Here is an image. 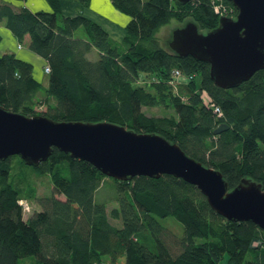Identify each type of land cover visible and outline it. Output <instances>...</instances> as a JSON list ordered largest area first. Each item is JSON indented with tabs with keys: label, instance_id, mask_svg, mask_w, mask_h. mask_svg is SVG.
<instances>
[{
	"label": "trees",
	"instance_id": "1",
	"mask_svg": "<svg viewBox=\"0 0 264 264\" xmlns=\"http://www.w3.org/2000/svg\"><path fill=\"white\" fill-rule=\"evenodd\" d=\"M11 1L17 4L0 1V24L17 40V49L0 52V105L28 116L110 121L155 132L219 170L229 188L249 178L264 189V69L236 88L223 89L210 78L207 62L154 46L155 33L173 18L191 17L200 31L215 28L219 16L210 0H110L129 17L122 49L86 16L65 15L61 0H45L48 10L36 11L15 9ZM79 2L87 7L90 0ZM80 27L84 35L75 37ZM93 49L96 60L88 57ZM31 54L44 61L40 78L34 76ZM174 69L191 78L173 95L168 80ZM42 90L40 104L46 109L37 114L33 105ZM202 90L221 108L222 117L203 105ZM156 106L171 108L173 115L148 116L142 109ZM220 124L228 127L215 134ZM13 156L0 160V264H264V230L215 213L193 184L166 174L114 179L118 207L108 213L94 197L105 175L57 148L37 166L19 156L22 164L48 173L53 186L51 194L40 198L43 209L24 219L19 200L35 194L27 182L25 188L22 180L11 178ZM169 216L184 227L182 236L171 233L176 236L172 249L157 220ZM29 257L33 260L25 262Z\"/></svg>",
	"mask_w": 264,
	"mask_h": 264
},
{
	"label": "water",
	"instance_id": "2",
	"mask_svg": "<svg viewBox=\"0 0 264 264\" xmlns=\"http://www.w3.org/2000/svg\"><path fill=\"white\" fill-rule=\"evenodd\" d=\"M186 4L191 0H177ZM237 13L219 17L200 31L195 21L172 30L169 50L209 64L213 83L238 87L264 69V0H227ZM228 126L214 129L219 134ZM53 148L69 153L119 181L135 176L172 175L193 184L211 209L231 221H250L264 230V189L242 178L229 188L222 173L187 155L177 143L155 132H136L110 121H59L28 116L0 105V160L18 155L29 166L47 160Z\"/></svg>",
	"mask_w": 264,
	"mask_h": 264
},
{
	"label": "rangeland",
	"instance_id": "3",
	"mask_svg": "<svg viewBox=\"0 0 264 264\" xmlns=\"http://www.w3.org/2000/svg\"><path fill=\"white\" fill-rule=\"evenodd\" d=\"M0 1H2V0H0ZM43 1L45 2V4H47L45 0H43ZM25 2H26V0H25ZM28 2L33 3V4H38L39 0H28ZM17 3H18V1H17ZM61 4H62V6H61L62 11L65 15L82 14L84 16H87V13H89L88 9H90L89 6H92L91 0H90V3L87 7L80 5L79 0H61ZM11 5L15 9H19L22 7V6L19 7V5H16V3H13V2ZM47 7H48V4H47ZM27 8L29 9V7H27ZM189 20H192V18L187 17L181 22L173 18L167 24L161 26L154 35L155 39H156L154 42V46L158 45V46H161L164 49L168 50V44L167 43L171 38L172 30L177 28V27L183 26V24ZM2 25L3 24H0V34H1L0 47L6 46L7 49H11L12 44L10 41L6 40L7 35L5 32L2 31L3 29H5V30H7V29L4 28ZM83 35H84L83 29L81 27L78 28V30L76 31L75 37H81ZM22 44L24 47L26 46V42H23ZM116 44L119 45L118 47L120 49L123 48L120 43H116ZM145 45L151 46L150 43H145ZM1 51H3V50H1ZM88 55H89L88 57L90 60L91 59L96 60L98 58V53L95 49H93ZM40 64H41V62H34V76L36 78L38 77L37 73H39V74L41 73L40 72V68H41ZM38 78H40V77H38ZM199 80H200V77L197 76L196 82L199 83ZM42 82L44 85L47 84L48 74H44V76H42ZM184 85H186V83H184ZM170 91L173 95L177 93V91H173L172 89ZM43 93H44V90L40 91L37 94V96L35 97V101L38 103L34 104L33 106H34V110L37 112V114L45 111V109H46V105L40 104V100L43 99ZM199 96H201V95H199ZM142 109H143L144 113L148 116L168 117V116L173 115V110L171 108H163V107L156 106V107H147V108L143 107ZM11 178L14 181L22 180L23 182L21 185H23V187H25V188L27 187L26 186V182H27L28 185H31L34 189V194H35L34 198L28 197L26 199H23L27 202V205L29 207L28 210L24 211L23 218L27 219L30 216H32L35 212L41 211L43 209V206L40 204V198L51 194L52 187H53L52 183L50 181L49 174L46 172H37L32 167H28V166L22 164L20 162L19 156L15 155L12 157V175H11ZM117 192H118V189H117L116 181L111 177L105 176L101 179L100 186L97 189V191L95 192L94 197H95V200L97 202H104L105 203L106 211L109 213L111 209L118 207V203H117L116 198H115L117 195ZM26 196H27V193H26ZM57 197L60 199H64V197L61 195L60 196L57 195ZM157 220L159 221V223L164 228L165 236H162V237H163L165 244L169 248L172 249L176 236L179 237V236L183 235L184 227H183L182 223L177 221L172 216L165 217V218H157ZM110 221H111V223L115 224L116 226L121 225L120 220H114V219L110 218ZM171 233L175 234L176 236L174 237ZM32 260H33V257H29V258H26L25 262L26 261L31 262Z\"/></svg>",
	"mask_w": 264,
	"mask_h": 264
},
{
	"label": "crops",
	"instance_id": "4",
	"mask_svg": "<svg viewBox=\"0 0 264 264\" xmlns=\"http://www.w3.org/2000/svg\"><path fill=\"white\" fill-rule=\"evenodd\" d=\"M18 3L16 5L20 6H26L29 7L30 10L36 11V10H48L47 4L43 0H39L38 4H33L28 2V0H17ZM91 5L89 6L90 9L89 13H87V18L91 19L92 21L96 22L98 25H100L108 34L110 39H112L115 43H121L125 30V24L129 20V17L120 13L118 10H116L112 5L110 0H91ZM62 6V4H61ZM73 15V14H71ZM3 32L6 33L8 41L11 42L12 48L7 49L5 46L0 47V52H15L14 50L17 49L15 46V42L17 41L7 30L3 29ZM28 37L26 36L24 39V42L26 44L28 43ZM10 48V47H9ZM25 49L24 46H22L21 50ZM3 50V51H1ZM32 62H44L39 56H36L34 54H31L30 57ZM44 76V75H43ZM47 86V84L45 85ZM105 264H109L105 262Z\"/></svg>",
	"mask_w": 264,
	"mask_h": 264
},
{
	"label": "built area",
	"instance_id": "5",
	"mask_svg": "<svg viewBox=\"0 0 264 264\" xmlns=\"http://www.w3.org/2000/svg\"><path fill=\"white\" fill-rule=\"evenodd\" d=\"M211 4L213 5L214 12L218 16H235V11L234 8L227 4L224 0H210ZM45 73H49L50 69L48 66L44 67ZM191 77L190 76H185L183 75L178 69H174L171 73V76L168 80V83L170 86H172L173 91H176V88L178 87L179 84H184L186 83ZM200 99L205 107L208 109H211V111L217 116V117H222L223 112L221 108L216 105L210 95L207 93V91L202 90L200 92ZM20 205L23 208V212L25 210H28L29 207L27 205V202L23 199L19 200Z\"/></svg>",
	"mask_w": 264,
	"mask_h": 264
}]
</instances>
